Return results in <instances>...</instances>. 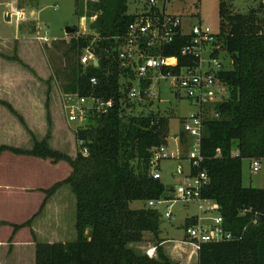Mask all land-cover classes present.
I'll list each match as a JSON object with an SVG mask.
<instances>
[{
	"label": "trees",
	"instance_id": "16d2710c",
	"mask_svg": "<svg viewBox=\"0 0 264 264\" xmlns=\"http://www.w3.org/2000/svg\"><path fill=\"white\" fill-rule=\"evenodd\" d=\"M75 1L78 19H92L91 33L70 39L68 52L63 53L65 67L55 72V78L63 79L64 94H92L104 101L112 99L113 105L106 113L89 112L87 125L74 129L75 158L48 146L49 131L43 140H34L30 151L0 147V152L49 159L52 164L62 160L70 168L67 177L44 191L37 213L20 225H11L13 233L30 227L47 199L68 185L75 197V240H34V264H175L158 246L156 258L137 255L128 247L140 242L145 232L158 233L162 215L147 202L171 198L174 191L149 171L152 150L168 145V117L151 110L125 115L136 103L124 99L120 81L131 73L118 66L112 48L114 37L125 32L135 15L127 13L128 0ZM218 20L215 44L229 55L231 67L218 74L224 86L223 100L214 105L218 117L203 123L202 161L198 167L189 164V174L206 175L200 197L218 205L224 227L235 239L200 243L198 264H264V188L242 185V161L264 159V1L238 13L230 0H219ZM188 41V36H177L163 48L162 55L176 56L179 65L185 64L180 50ZM87 48L97 58V66L80 63ZM12 60L22 64L16 57ZM92 78L97 81L95 86L90 84ZM1 104L24 125L10 105ZM47 123L50 130L48 113ZM179 138L181 144L187 140L182 131ZM83 148L87 155L80 152ZM134 201L142 202V207L131 209L129 203ZM194 224L187 219L184 227Z\"/></svg>",
	"mask_w": 264,
	"mask_h": 264
},
{
	"label": "rangeland",
	"instance_id": "374dc122",
	"mask_svg": "<svg viewBox=\"0 0 264 264\" xmlns=\"http://www.w3.org/2000/svg\"><path fill=\"white\" fill-rule=\"evenodd\" d=\"M27 1L24 4L22 0H19L18 5L14 4L15 6L9 7L4 4L0 8V31L2 34L13 37L18 32L17 24L19 23L20 25V34L17 40L5 41L0 44V59L19 58L21 55L23 58L36 61L39 65L43 66L48 74L47 77H49L46 82L49 91L46 100L48 115H64L61 92L64 81L61 78H55V72L57 70L62 71L65 67L63 53L68 52L70 39L73 36L88 35L91 33L89 25L92 19L86 17L78 19L75 15V0ZM261 1L264 0H230V3L235 12L245 13ZM0 2L4 1L1 0ZM6 2L15 1L7 0ZM144 3V0H128L127 13L133 14ZM218 4L219 0H169L168 12L178 15L181 18L184 32H188L192 25L200 24L208 27L212 34H217L219 31ZM13 7L23 10L26 14V19H29V21L19 22L15 21V18H12L10 23H6L3 13L4 11L8 13L12 12ZM31 11L34 12V17L32 18L29 15ZM67 26L74 27L75 32L65 34V28ZM220 60L226 68L231 67L229 55L222 54ZM51 90L52 93L50 92ZM155 91L157 93L156 96L152 97L149 102L136 103L133 108L126 110L125 115H138L151 110L158 116H167L169 119L167 151L170 152L176 148V142L173 140V136L180 137L183 119L193 113L196 107L191 105L182 94L179 96L174 95L165 81H161L155 88ZM50 110L55 112L52 114ZM67 123L73 130L87 125L85 121ZM180 139H178V142ZM186 143L190 142L186 140L180 148L181 159H166L162 160L159 164L158 172L160 174V181L166 189H172L175 186L186 184V176L189 173V163L186 159L188 146ZM232 154H237L235 148H233ZM258 162L260 168L258 171L253 172L252 168H250L251 160L242 161V185L244 187L264 188V159H260ZM29 163L28 165L18 163L15 165L16 167L13 166L17 169L15 171L18 176L16 175L14 178L17 181V186L20 184L19 181L22 179V174L28 173L36 177L31 179L33 186H42L47 189L54 184L53 182L67 176L70 171L68 164L62 160L55 163V165H52L49 159ZM178 165L182 167L183 174L177 173ZM7 169L8 167L5 163L1 168L2 179H4L5 174H2V172L7 171ZM64 188L71 193L73 197L72 203L69 198L70 194ZM64 188H62V198H60L59 205L57 204V206L51 207L45 216V218L49 219L45 227L49 228L50 226L52 231L56 227H60L62 234H66L64 238L73 241L76 237L74 228L75 197L68 185H65ZM27 193L29 192L20 191L17 187L11 191H2L1 217L4 225V221L9 218L13 220L14 224L20 225L27 218L31 217L36 201L43 193L41 191H32L30 195ZM199 204L200 207H197L195 203L184 204L176 201L171 205V218L164 217L166 205L158 206V211L162 215L160 226L166 227L167 230L171 231L173 236H181L184 233L185 217L198 213L199 210L204 211L211 202L202 200ZM129 207L131 209H139L142 207V202H130ZM21 229L19 228L14 233Z\"/></svg>",
	"mask_w": 264,
	"mask_h": 264
},
{
	"label": "built area",
	"instance_id": "2783aa9c",
	"mask_svg": "<svg viewBox=\"0 0 264 264\" xmlns=\"http://www.w3.org/2000/svg\"><path fill=\"white\" fill-rule=\"evenodd\" d=\"M133 15L134 20L127 26L121 36L114 37L115 44L112 52L121 69L131 73L121 77V87L124 99L128 102L147 103L156 96L155 88L161 81L167 82L174 95H183L196 110L182 121V132L187 137L188 153L186 159L193 167H198L202 161L200 155V140L203 123L207 119L218 117L214 105L223 100V84L218 74L227 70L220 57L227 54L218 44H215L216 34L203 25H192L188 32L182 29V21L178 15L168 12L169 0H144ZM12 7V6H9ZM34 17V12H30ZM9 21H29L23 10L13 7L7 14ZM85 35V34H83ZM177 36H188V43L180 50V57L185 64L179 65L176 56H163L162 50L174 41ZM45 40L44 38H42ZM80 63H92L97 66L98 61L87 48L80 56ZM91 86L97 81L90 79ZM63 111L68 122H86L89 112L106 113L112 107V99L104 101L94 95L79 96L75 93H62ZM176 136V135H174ZM176 148L168 152V145L156 147L151 152L149 171L154 179H160L159 164L166 159H179L182 144L178 137H174ZM82 142H78L81 146ZM87 155L85 148L80 151ZM181 159V158H180ZM253 172L259 170L258 160L250 164ZM177 173L183 174L180 165ZM207 182L203 173L186 176V184L174 187L171 198L161 197L150 200L147 205L158 210V206L166 205L165 218L171 217V205L176 201L184 204L193 201L201 202L200 189ZM205 209L206 216L199 215L194 225L186 228L188 238L198 246L206 242H226L235 236L224 227L223 218L218 213V205L212 201ZM202 221H207L202 223Z\"/></svg>",
	"mask_w": 264,
	"mask_h": 264
},
{
	"label": "crops",
	"instance_id": "0c3cea01",
	"mask_svg": "<svg viewBox=\"0 0 264 264\" xmlns=\"http://www.w3.org/2000/svg\"><path fill=\"white\" fill-rule=\"evenodd\" d=\"M2 1L4 2H0V8L4 6V4L5 6H15L14 4H19V0H13L15 2H6L7 0ZM22 1L24 4L28 2L27 0ZM7 14L8 12L4 11L3 17L5 18ZM6 23H10V21H6ZM19 26L18 23V32L13 37L5 36L0 31V44L5 41L17 40L20 34ZM18 59L22 64L8 58H6L7 61L0 59V147L5 146L22 151H30L33 148L34 140H43L49 131V137L47 139L48 146L55 151L75 158L77 154V143L73 128L68 126L66 115L63 112L64 115H54V109L50 110L53 115H49L51 127L50 130L48 129L46 100L49 91L46 82L49 77H47L48 74L45 68L39 65L38 62L30 59L27 60L21 55ZM50 92L52 93V90ZM1 102L10 105L11 108L21 116L24 125H22L17 117L12 115L9 109L1 104ZM40 160L44 159L24 154L16 155L6 150L0 152V264H34V240L48 243H64L69 241L64 238L66 234H62L60 227H56L54 231H52L50 226L49 228L45 227L47 222H49V219L45 218V216L51 207L57 206V204L59 205L60 198H62V188H64L65 185L59 187L55 193L47 199L42 211L33 219L30 227L22 228L18 232L13 233L11 225H13L14 222L12 219L9 218L5 220V225L3 224L1 217L2 191H11L15 187L20 189V191L29 192L27 193L29 195L32 191H41L43 195L37 199L31 217L37 213L45 198L44 191L49 189L53 184L47 189L42 186H33L31 179L36 177L32 174L23 173V176H21L22 179L19 181L20 184L17 186V181H15L14 178L16 175L18 176L15 171L16 164L28 165L30 164L29 162H37ZM5 163L8 169L2 172V174L5 173L4 179H2L1 168ZM66 192L69 193L67 190ZM69 194L72 203L73 197L71 193ZM190 203H195L197 207H200V202L193 201ZM205 212V209L204 211L199 210L198 213L186 216L184 225L187 219H192L195 223L199 215H207ZM28 219L29 218L25 221ZM206 222L207 221H202V223ZM157 246L160 247L163 254L175 264H198V246L194 245L188 238L186 227H184V233L181 236H173L171 231L167 230L166 227L159 225L158 233L155 236L152 233L145 232L140 242L128 244V247L137 255H147L150 258H156Z\"/></svg>",
	"mask_w": 264,
	"mask_h": 264
},
{
	"label": "water",
	"instance_id": "95a60500",
	"mask_svg": "<svg viewBox=\"0 0 264 264\" xmlns=\"http://www.w3.org/2000/svg\"><path fill=\"white\" fill-rule=\"evenodd\" d=\"M4 20H5V21H9V17L6 16V17L4 18ZM72 33H74V28H73V27H70V26H67V27L65 28V34H72ZM174 137H176V136H174Z\"/></svg>",
	"mask_w": 264,
	"mask_h": 264
}]
</instances>
